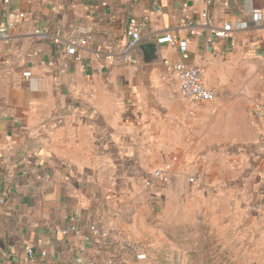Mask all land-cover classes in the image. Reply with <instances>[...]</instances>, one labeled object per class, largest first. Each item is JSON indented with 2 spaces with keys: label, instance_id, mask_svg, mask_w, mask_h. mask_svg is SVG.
Instances as JSON below:
<instances>
[{
  "label": "crops",
  "instance_id": "obj_1",
  "mask_svg": "<svg viewBox=\"0 0 264 264\" xmlns=\"http://www.w3.org/2000/svg\"><path fill=\"white\" fill-rule=\"evenodd\" d=\"M205 8L194 0H0V24L7 10L23 14L0 42V264H103L145 200L150 159L167 152L193 162L252 159L264 208V117L251 109L264 105V20L252 23L254 10L264 18V0H214L215 20L249 25L214 47L182 28ZM145 17L142 44H158L159 61L145 63L139 51L136 67L107 60L109 44H126L129 20ZM39 26L66 38L86 29L91 41L77 60L38 42ZM168 33L185 42L215 102L181 98L173 65L182 58ZM73 225L81 235L96 225L100 236L62 234Z\"/></svg>",
  "mask_w": 264,
  "mask_h": 264
},
{
  "label": "rangeland",
  "instance_id": "obj_2",
  "mask_svg": "<svg viewBox=\"0 0 264 264\" xmlns=\"http://www.w3.org/2000/svg\"><path fill=\"white\" fill-rule=\"evenodd\" d=\"M150 160L148 176L167 169L170 182L143 184V204L125 217L128 235L110 243L103 264H264V208L256 206L252 159L193 162L167 152Z\"/></svg>",
  "mask_w": 264,
  "mask_h": 264
},
{
  "label": "built area",
  "instance_id": "obj_3",
  "mask_svg": "<svg viewBox=\"0 0 264 264\" xmlns=\"http://www.w3.org/2000/svg\"><path fill=\"white\" fill-rule=\"evenodd\" d=\"M197 3H203L205 10L200 13L198 18L184 17L181 21L183 30L191 38H202L209 46H216L220 40H235L234 33L236 30H247L249 25L246 22L239 23L237 26L229 22H219L210 13V8L214 5V0H194ZM10 0H5L8 4ZM226 5L227 2H225ZM184 9H188L189 5L184 4ZM23 14L16 10H7L2 23L0 24V42L6 41L9 37V31L21 24ZM263 14L261 10H254L252 13V23L260 26L263 22ZM150 19L132 18L127 26V42L122 47H117L114 44H109L105 50V57L113 63L121 65L138 66L140 59L138 57V47L142 44L143 32L148 28ZM238 27V28H236ZM34 37L38 42L51 43L55 46H60L65 51V54L79 60V53L85 50L91 41V32L86 29H78L70 37H64L60 31H53L48 27L39 26L34 29ZM166 43L174 48H177L181 54L182 60L173 65V71L176 73L180 83V95L185 101L194 103H212L217 100L215 90L206 86L204 82L203 71L200 67L188 63L190 59L189 52L185 46V42L168 33L164 37ZM30 75L24 74V77ZM253 112L258 117H264V105H254ZM37 180H43L38 177ZM195 181L194 178L191 179ZM170 182V175L167 169H157L150 176L144 178V185L147 189H161ZM90 235H81V231L77 226H70L68 229L61 231L64 235L71 233L81 235L86 241H91L93 238L100 236V230L96 225H90ZM25 261H30L35 256V251L31 246L25 248ZM46 256V253H42ZM109 263H111L109 261Z\"/></svg>",
  "mask_w": 264,
  "mask_h": 264
},
{
  "label": "water",
  "instance_id": "obj_4",
  "mask_svg": "<svg viewBox=\"0 0 264 264\" xmlns=\"http://www.w3.org/2000/svg\"><path fill=\"white\" fill-rule=\"evenodd\" d=\"M5 1V0H3ZM138 51L142 54L145 63H154L159 61V45L154 43L141 44Z\"/></svg>",
  "mask_w": 264,
  "mask_h": 264
}]
</instances>
